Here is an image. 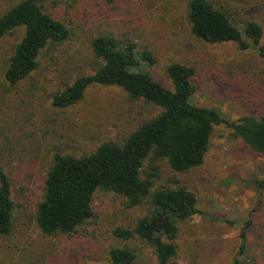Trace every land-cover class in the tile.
<instances>
[{
  "label": "rangeland",
  "instance_id": "1",
  "mask_svg": "<svg viewBox=\"0 0 264 264\" xmlns=\"http://www.w3.org/2000/svg\"><path fill=\"white\" fill-rule=\"evenodd\" d=\"M20 0H0V15ZM228 9L237 27L253 19L263 29L264 0H210ZM187 0H52L45 10L72 27L69 40L52 46L39 67L16 86L7 83L8 58L23 35L17 28L0 39V158L11 180L13 228L0 236V264H105L112 246L137 252L135 264H159L152 247L138 238L123 240L117 227H133L145 206H125L123 195L97 189L93 215L71 235H43L34 220L45 172L57 151L79 155L102 141H118L159 112L142 99L131 100L114 85L89 86L80 102L59 109L52 95L78 75L92 72L90 38L130 37L146 46L156 63L149 69L172 87L166 66L178 61L194 68L191 102L213 107L228 120L264 114V58L255 47L209 43L190 33ZM50 57H54L50 59ZM162 179H179L197 198L198 213L186 223L170 264H264V155L253 151L223 123L214 126L203 164L176 173L161 165ZM251 219L248 244L239 252L240 231ZM186 228V229H185Z\"/></svg>",
  "mask_w": 264,
  "mask_h": 264
},
{
  "label": "trees",
  "instance_id": "2",
  "mask_svg": "<svg viewBox=\"0 0 264 264\" xmlns=\"http://www.w3.org/2000/svg\"><path fill=\"white\" fill-rule=\"evenodd\" d=\"M47 1L52 0H20L0 15V39L23 28L4 72L11 86L29 77L52 46L72 36L69 24L45 10ZM186 20L190 33L198 39L234 42L240 50L255 47L264 58L263 29L256 20L247 19L239 28L228 9L210 0H187ZM89 48L92 72L78 75L55 92L52 106L62 109L76 104L89 86L98 84L120 87L129 99H142L158 106L159 112L122 139L102 141L89 153H53L35 206L36 226L43 235H71L93 215L94 192L110 190L124 196L126 207L142 205L147 211L133 227H117L113 234L126 241L138 238L152 247L159 264H170L176 259L177 240L184 231L179 223L188 222L199 210L195 193L180 185L179 179H162V162L176 173L200 167L214 126L222 123L234 137L264 155V114L251 112L228 121L213 107L193 104L194 68L178 61L169 63L165 71L172 87H166L149 69L156 63L153 53L130 37L97 35L90 38ZM257 184L264 189V179ZM14 206L10 175L0 158V236L12 231ZM251 224L247 219L242 225L240 253L248 244ZM136 257L134 248L112 246L105 264H135ZM232 264L241 263L234 258Z\"/></svg>",
  "mask_w": 264,
  "mask_h": 264
}]
</instances>
